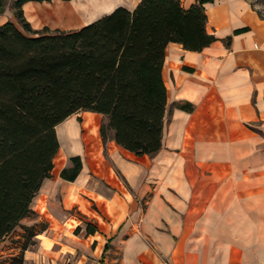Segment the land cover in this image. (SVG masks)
<instances>
[{
    "label": "crops",
    "instance_id": "obj_1",
    "mask_svg": "<svg viewBox=\"0 0 264 264\" xmlns=\"http://www.w3.org/2000/svg\"><path fill=\"white\" fill-rule=\"evenodd\" d=\"M8 1L5 9L2 0L0 24L21 28ZM138 1L28 0L22 11L34 30H70ZM180 2L189 7L196 0ZM204 8L215 40L200 51L175 42L165 49L166 125L156 153L104 144L96 137L99 113L83 111L80 138L74 120L56 126L58 164L30 203L34 218L20 221L44 219L51 252L93 254L102 264H264V20L247 0H214ZM99 147L110 168L103 187L82 161ZM73 156L81 166L67 180L61 171ZM85 201L96 204L98 216L87 214ZM69 204L77 217L65 210ZM71 218L77 223L66 227ZM87 224L96 230L87 233ZM24 258L42 264L40 239Z\"/></svg>",
    "mask_w": 264,
    "mask_h": 264
},
{
    "label": "trees",
    "instance_id": "obj_2",
    "mask_svg": "<svg viewBox=\"0 0 264 264\" xmlns=\"http://www.w3.org/2000/svg\"><path fill=\"white\" fill-rule=\"evenodd\" d=\"M26 1L12 3L21 28L0 24V241L33 213L30 203L59 149V123L78 111L99 113L104 144L114 140L139 156L156 153L166 125L167 44L200 51L215 40L204 8L214 0L189 7L180 0H139L131 10L119 6L70 30L32 29L22 11ZM1 6L2 0L0 12ZM70 161L61 171L67 180L81 166L78 156ZM23 228L22 253L38 231ZM95 230L86 225L87 233Z\"/></svg>",
    "mask_w": 264,
    "mask_h": 264
},
{
    "label": "rangeland",
    "instance_id": "obj_3",
    "mask_svg": "<svg viewBox=\"0 0 264 264\" xmlns=\"http://www.w3.org/2000/svg\"><path fill=\"white\" fill-rule=\"evenodd\" d=\"M247 1L250 6L257 12V14L259 13L261 17L264 18V0ZM8 3V0H3L5 9ZM10 6L12 8V11H14L12 3H10ZM84 114L85 113L83 111H78L67 118L76 122L79 138L80 135L83 137V135H85L86 133V130L83 126ZM102 120L103 116L100 117L96 115L97 130L99 129ZM97 133L98 134L96 137L99 138V131ZM58 160L59 156H55L53 159V164L57 165ZM105 160H108L105 153V148L103 152H101V148L99 147L98 151L92 155H89L87 151L82 155L84 170L85 172L88 171L90 174H92L93 178L95 179V184L98 187H103L105 184H107L104 177H107L108 180V176H106V173L110 168ZM92 170L95 171V174L92 173ZM85 202L88 205V210L91 212L87 214H89L91 217L98 216V214L94 211V209L98 210L96 204H90L87 201ZM65 210H67V212L71 213L72 215H76L77 217V214H75V212L78 213V211H76L75 207H72L71 204H69V206L65 208ZM30 217L34 218L33 214H31ZM78 218L80 220H83L81 217ZM99 220H101V218H99ZM76 223L77 221L71 218L68 220V222H66L65 226L71 227ZM35 225L36 230L42 229V233L47 228V222L44 219H42V221H39ZM23 226L24 224L19 223L11 233L6 235L0 241V264H18L20 261L22 262V264H25V250H35L39 244V239L42 242V264H102V262L99 261L98 258L93 254H83L80 251L77 252L73 250L71 252H63V254L59 256L58 253L51 252L50 247L52 245V240L46 237L45 233H43L42 236L39 237L35 235L34 237L29 238L27 241V247L22 253L21 247L26 241V233ZM67 249L68 248L66 247L62 248L63 251H66Z\"/></svg>",
    "mask_w": 264,
    "mask_h": 264
}]
</instances>
